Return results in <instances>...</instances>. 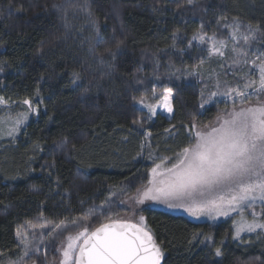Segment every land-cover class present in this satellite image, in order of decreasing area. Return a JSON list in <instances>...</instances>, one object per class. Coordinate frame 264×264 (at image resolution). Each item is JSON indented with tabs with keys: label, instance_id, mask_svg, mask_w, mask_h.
I'll use <instances>...</instances> for the list:
<instances>
[{
	"label": "trees",
	"instance_id": "trees-1",
	"mask_svg": "<svg viewBox=\"0 0 264 264\" xmlns=\"http://www.w3.org/2000/svg\"><path fill=\"white\" fill-rule=\"evenodd\" d=\"M237 24L244 57L217 76L198 74L211 59L201 37L230 44ZM256 55L264 0H0V264L23 254V264H56L67 236L126 214L121 204L147 184L153 151L182 149L187 126L211 125L240 103L224 93L244 87L240 68ZM168 89L170 119L137 107ZM20 116L6 136V121ZM142 214L161 264H264V233L237 241L229 223Z\"/></svg>",
	"mask_w": 264,
	"mask_h": 264
},
{
	"label": "snow or ice",
	"instance_id": "snow-or-ice-1",
	"mask_svg": "<svg viewBox=\"0 0 264 264\" xmlns=\"http://www.w3.org/2000/svg\"><path fill=\"white\" fill-rule=\"evenodd\" d=\"M93 27H96L95 23ZM236 28H239L238 24ZM254 31L249 26V35L243 39L247 42L254 38ZM208 39L213 40L212 37ZM219 44L224 46L223 41ZM259 59L258 85L250 81L243 90L229 88L225 96L235 93L234 99L243 101L264 93V56ZM249 88L253 91H247ZM170 93L168 89L164 97L169 112L172 110L167 104ZM216 95L212 93L205 104ZM4 103V98L0 97V104ZM23 103L30 105L31 102L25 100ZM148 107L152 111L151 106ZM25 118L18 117L8 134L16 132ZM187 127L189 143L177 153V162L163 171H160V164L155 165L148 181L150 187L136 202L143 204L145 200H151L168 207H183L189 215L196 217L228 216L230 212L240 210V221H234L233 239H242V232L264 231V222H260L264 220V213L253 211L251 221L243 214V210L254 207L257 201L264 204V102L248 107L234 104L231 111L219 114L211 125L200 128L193 122ZM144 219L141 216L139 224L120 220L102 224L90 233L85 227L67 238V245L61 250L60 264H160L161 249L151 231L143 225ZM72 223L76 224V221ZM61 227L56 225V228ZM21 240L24 242L23 237ZM80 240L83 243H78ZM215 255H221L219 248Z\"/></svg>",
	"mask_w": 264,
	"mask_h": 264
},
{
	"label": "rangeland",
	"instance_id": "rangeland-1",
	"mask_svg": "<svg viewBox=\"0 0 264 264\" xmlns=\"http://www.w3.org/2000/svg\"><path fill=\"white\" fill-rule=\"evenodd\" d=\"M233 35L236 36V39H232ZM242 36H243L242 31H240L239 28L238 29L236 27L233 28L232 35H231V43L230 44L224 43L223 47H221L219 43L213 42V41L203 37V39H201V40H207V42L210 45L211 59L209 61H205L204 65L201 67V69H199L200 70L199 72L197 71V73L200 75H206V76L207 75L217 76L218 74H220L222 72L223 66L225 64H228L229 68H231L233 66L234 62H236V63H237V61L240 62V59H242L245 55V51L240 50L239 45H238ZM216 49H219V51H216ZM233 49H235L236 51H233ZM220 53H223V55H221ZM259 57H262V55L251 56L249 58L248 62L245 63V65H243L240 68L239 77H241L240 79L243 80L246 84L250 81H255L257 85L259 83V72H258V68H257V65H259V63L261 62ZM240 89L243 90L244 87L240 86ZM252 89L253 88H249L247 91L250 92V90H252ZM165 95H166V93L163 94L161 100L158 101L154 105L149 104V103H145V104L138 103L137 107L138 108L143 107V108H147L149 110L148 106H151L152 111L149 110L150 114L154 115L153 113L158 112L164 118L170 119L172 116V110H171V112H169L168 109L165 107V103H166L164 100ZM253 96L254 95H252L250 98H252ZM152 98L154 99L155 95H153ZM250 98H248L246 100H249ZM238 100L240 101V103L235 105L237 107H248V106H257L258 105V103L249 102V101L245 102V100L242 101L240 99H238ZM262 102H264V101H262ZM259 103H261V102H259ZM167 104L171 108L170 97L168 98ZM3 105H6V101L4 104H0V106H3ZM233 106L234 105H231L225 111H231L233 109ZM225 111H222L221 113H223ZM32 112L36 115L35 109H32ZM15 121L16 120H12V119H8L6 121V136L11 137V135L8 134V129H10L14 126ZM185 132H186V136L188 137L189 128H187L185 130ZM146 138L148 139V141L152 139L151 135H149V134H148V136H146ZM188 143H189V139H188ZM181 150L182 149L174 150V151L170 150L168 152L167 151L161 152L158 150H154L152 153V158L155 159L156 162L152 166V168L155 167V165H157V164L161 165L160 171H163L165 168H170L172 166V164L177 162V153H179ZM165 157L168 159L163 160L162 158H165ZM151 169L148 173V181L151 178ZM148 187H150V185L147 182V184L143 188L139 189L133 195L129 196L128 198H126L122 202L121 208L126 212V214L117 218L116 221L120 220V221H124V222L139 224L140 223L139 218L141 216H143L142 212L144 210L152 209V210L161 211V212L173 215V216L184 217L187 220H189L190 222L197 223V224H207L210 226H218L222 223H229L231 226L232 232L234 234V221L239 222L241 219L240 210H237L235 212H230V214L228 216H213L212 218H210L207 215H200L198 217L192 216V215H189V213L187 211H185L183 207H168L167 205H165L163 203H159V202H155V201H151V200H145V202L143 204L137 203L136 200L140 196L143 195V193L147 190ZM253 211H255L257 214H261V211H264V204H262L260 201H257L254 207H249V208L243 210L244 216L249 221L252 220L251 213ZM258 218H259V215H258ZM143 225L145 226V219L143 221ZM55 229H57V228H55ZM257 233L262 234V233H264V231L257 229V232H253V233L242 232L241 233L242 239H240V240H243L246 238L248 241V240L258 236ZM70 236H72V235H70ZM22 237H23L24 242H22V240H21ZM68 237L69 236H67L63 240V242L58 246L56 264H60V261L63 258L61 255V250L63 247H65L67 245V242H68L67 238ZM16 240H17V248L21 251L26 250L25 243L27 242V239H26L25 235L22 233H19ZM235 240L238 241L239 239H235ZM78 243H80V241H78ZM22 258L23 259L19 260L20 264L21 263L23 264L26 261V256L24 254H23Z\"/></svg>",
	"mask_w": 264,
	"mask_h": 264
},
{
	"label": "water",
	"instance_id": "water-1",
	"mask_svg": "<svg viewBox=\"0 0 264 264\" xmlns=\"http://www.w3.org/2000/svg\"><path fill=\"white\" fill-rule=\"evenodd\" d=\"M95 231V230H94ZM83 243V242H82ZM160 264H161V260H160Z\"/></svg>",
	"mask_w": 264,
	"mask_h": 264
}]
</instances>
